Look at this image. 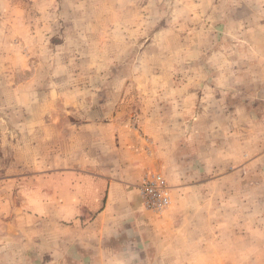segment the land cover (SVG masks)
Wrapping results in <instances>:
<instances>
[{
  "label": "rangeland",
  "instance_id": "rangeland-1",
  "mask_svg": "<svg viewBox=\"0 0 264 264\" xmlns=\"http://www.w3.org/2000/svg\"><path fill=\"white\" fill-rule=\"evenodd\" d=\"M249 1L257 15L246 24L233 16L240 6L235 0L28 1L31 14L27 16L32 33L37 34L32 41L38 50L33 58L45 59L47 65L42 73L46 76H64L60 84L66 80V86L84 88L90 85L84 83L89 76L103 81L109 76L117 80L109 78L99 83L101 90L120 91L128 85L133 92L137 90L133 77L139 76L144 90L156 89L162 96L171 94L175 84L182 88L171 95L178 102L177 121L183 123L178 125L189 122L188 111L193 112L192 120L198 121L188 130L163 132L167 144L163 150L170 152L175 161L172 175L182 179L164 176L171 187V205L163 213L150 212L157 217L168 216L176 197L179 203H191V195L185 191L175 194L176 184L186 189L195 181L191 177L200 173L210 179V209L193 215V264H264V0ZM4 10L6 7L0 5V17L5 16ZM1 22L0 56L4 57V46L10 38ZM59 41H69L70 45L65 44L66 49L60 51L55 47ZM16 43L27 51L21 40ZM45 43L47 48L42 52L39 45ZM222 71L234 76L237 83L241 80L236 85L237 96L227 92L224 100L228 115L217 112L215 94L199 92L200 85L207 88L210 79ZM21 75L25 76L24 72ZM121 76L127 78V83L120 82ZM154 76H171L174 83H150ZM71 77L76 78L75 84ZM193 77H202L204 84L194 80L187 83ZM141 101L135 108L141 106ZM204 107L209 109L202 114ZM217 122L220 127L225 123L227 128L214 129ZM4 132L0 130L3 219L9 217L10 203H24L20 190L26 191L40 172V165L26 163L25 154L12 148ZM171 135L173 139L169 141L167 137ZM148 171L163 175L158 170ZM200 178L201 175L195 177ZM194 198L193 203L202 202L201 195ZM11 260L3 257L2 262L8 264Z\"/></svg>",
  "mask_w": 264,
  "mask_h": 264
},
{
  "label": "crops",
  "instance_id": "crops-1",
  "mask_svg": "<svg viewBox=\"0 0 264 264\" xmlns=\"http://www.w3.org/2000/svg\"><path fill=\"white\" fill-rule=\"evenodd\" d=\"M28 1L0 0L6 7L7 23L3 14L0 22L4 21L10 38L4 57L0 56V130L13 149L25 154L26 163L40 165V172L26 191L20 190L24 203H10L8 218L0 214V264H4L3 257L13 259L8 264H193V215L210 209V179L200 173L191 177L195 181L186 189L176 184L175 194L185 191L192 199L182 204L174 197L168 216L157 217L146 210L139 192L148 170H158L170 180L182 179L175 174L173 178L175 161L163 150L167 147L164 131L188 130L198 121L188 111L189 122L178 125L183 123L177 121V99L171 95L182 88L175 84L171 94L162 96L156 89L144 90L139 76L133 77L137 86L133 92L128 85L120 91L101 90L99 83H106L109 76L106 82L89 76L84 83L90 85L84 88L66 86V80L60 84L64 76H46L42 73L45 59L33 58L38 51L32 43L37 34L32 33L27 16L31 14ZM235 1L240 4L233 13L235 19L245 23L255 18L253 2ZM15 40L25 43L27 51ZM65 44L70 45L59 41L55 47L64 51ZM39 46L43 52L47 43ZM70 79L75 84L76 78ZM152 79L150 83H174L171 76ZM119 80L127 83L124 76ZM193 80L204 84L202 77L187 83ZM210 82L205 89L200 85L199 92L215 94L217 112L228 115L224 100L227 92L237 96L241 80L237 83L222 71ZM139 100H143L141 106L135 108ZM217 123L214 129L227 128ZM168 138L173 139L172 135ZM197 195L202 202L193 203Z\"/></svg>",
  "mask_w": 264,
  "mask_h": 264
},
{
  "label": "built area",
  "instance_id": "built-area-1",
  "mask_svg": "<svg viewBox=\"0 0 264 264\" xmlns=\"http://www.w3.org/2000/svg\"><path fill=\"white\" fill-rule=\"evenodd\" d=\"M139 192L146 210L160 214L171 205V187L161 173L146 172L139 185Z\"/></svg>",
  "mask_w": 264,
  "mask_h": 264
}]
</instances>
